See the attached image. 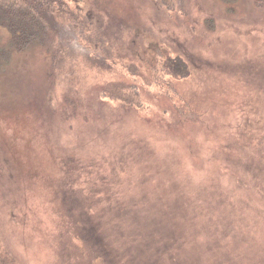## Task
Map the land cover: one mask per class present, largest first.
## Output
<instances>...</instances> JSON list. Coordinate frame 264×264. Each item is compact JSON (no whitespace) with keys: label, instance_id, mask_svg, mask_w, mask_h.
I'll return each instance as SVG.
<instances>
[{"label":"rangeland","instance_id":"1","mask_svg":"<svg viewBox=\"0 0 264 264\" xmlns=\"http://www.w3.org/2000/svg\"><path fill=\"white\" fill-rule=\"evenodd\" d=\"M66 1L87 54L0 31V264L234 262L264 212V0Z\"/></svg>","mask_w":264,"mask_h":264},{"label":"trees","instance_id":"2","mask_svg":"<svg viewBox=\"0 0 264 264\" xmlns=\"http://www.w3.org/2000/svg\"><path fill=\"white\" fill-rule=\"evenodd\" d=\"M161 1L162 4H160L163 5L165 9L170 10L173 13L177 11L176 1ZM171 1H174L173 5ZM222 1L225 5L229 6V12H234V5H236L240 0ZM231 7L233 8L231 9ZM72 12L66 0H0V31L1 29H5L9 33L12 46L11 48L15 52L21 53L34 44H51L54 47H60V49L65 52V54L75 56L79 50L80 52L78 53L87 54L88 48L85 46V44L88 42V40L82 38L79 34L80 32H78V30L75 28V23H73L71 20L75 16ZM75 19H77L76 16ZM10 55L11 54L8 52H4L2 49H0V67L3 68L4 64L9 63ZM172 64L182 71L187 68V65L184 61H182V63L172 62ZM258 89L260 91H264V86H259ZM125 90L126 87L124 84L119 82L112 84L110 87H106V93L111 96H116V100L122 99L124 101H130L131 99L128 96H123ZM132 102L137 103V100H132ZM248 152L255 154L251 148L248 150ZM249 162L253 164L254 160L251 158ZM254 169L255 172H251V179H254L256 182L259 181L262 184L259 186V190L255 192L254 196L260 197V200H264V177H260L261 174L259 172L260 169L258 165L255 166ZM262 173L264 172L262 171ZM247 200L248 199H245V201ZM247 202L252 208V204L249 201ZM254 211L255 213L253 216H251L254 217V219L251 221L248 220L250 214L252 215L251 209L249 210V214L246 216V218L234 220L233 225L237 231L235 233L237 238L234 239V245H238V250L233 255L235 259L234 262L232 261L227 263L226 261H222L221 264H264V262L260 259L262 251H264V246L262 247L261 245H258V243L256 245H250V249H248V256H244L245 250L242 249L240 243V239L242 240V234L244 235L247 233L253 235V231L257 233L264 223V212L259 209H254ZM246 219L248 221H246ZM82 227H84L83 224ZM92 229L94 230V228ZM238 236L241 238L239 239ZM256 238L257 237L253 236V239ZM244 239L245 238H243V240ZM88 240L90 245H99V251L102 245H111L116 242L109 237L108 239H101V237L99 238V235L94 234H88ZM106 247L107 246H104L105 249ZM108 249L111 251L110 248ZM118 255L120 256L121 254ZM251 255H254V257L256 255L257 259L250 257Z\"/></svg>","mask_w":264,"mask_h":264},{"label":"flooded vegetation","instance_id":"3","mask_svg":"<svg viewBox=\"0 0 264 264\" xmlns=\"http://www.w3.org/2000/svg\"><path fill=\"white\" fill-rule=\"evenodd\" d=\"M259 86H264V76L261 78V81L259 82Z\"/></svg>","mask_w":264,"mask_h":264}]
</instances>
